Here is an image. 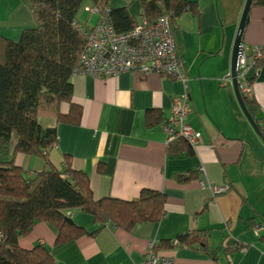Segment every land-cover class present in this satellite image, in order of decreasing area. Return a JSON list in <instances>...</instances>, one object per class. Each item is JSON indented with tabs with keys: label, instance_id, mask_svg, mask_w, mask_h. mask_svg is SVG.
I'll use <instances>...</instances> for the list:
<instances>
[{
	"label": "crops",
	"instance_id": "1",
	"mask_svg": "<svg viewBox=\"0 0 264 264\" xmlns=\"http://www.w3.org/2000/svg\"><path fill=\"white\" fill-rule=\"evenodd\" d=\"M112 1V8L126 6L136 20L142 16L140 0ZM188 1L196 3L198 13L184 11L173 24L185 80L129 71L105 77L72 73V97L82 108L79 123L39 118L42 125L57 127V142L46 151L50 161L60 167L67 156L87 173L96 198L130 199L143 187L157 189L165 193L164 215L127 230L97 222L78 207L66 208L75 223L97 231L58 242L56 227L39 220L18 238L21 246L43 243L52 264H147L149 239L158 243L195 229L208 231V251L175 244L160 250L173 254L174 264H264V140L244 114L231 77L232 47L246 0ZM80 19L87 25L88 18ZM34 24L27 0H0L1 34L18 40ZM242 44L248 59L256 47H264V6L251 5ZM251 75L249 96L259 104L256 122L264 137V62ZM183 92L189 97L186 121L202 141L195 148L186 141L188 148L168 152L162 122L173 98ZM32 155L14 158L28 176L48 166L42 156ZM188 171L194 174L176 178ZM220 185L227 188L215 191ZM234 243L241 248L226 253L224 246Z\"/></svg>",
	"mask_w": 264,
	"mask_h": 264
},
{
	"label": "trees",
	"instance_id": "2",
	"mask_svg": "<svg viewBox=\"0 0 264 264\" xmlns=\"http://www.w3.org/2000/svg\"><path fill=\"white\" fill-rule=\"evenodd\" d=\"M35 24L22 30L18 40L0 33V264H52L50 249L43 243L23 247L18 238L27 234L34 223L47 220L57 229L56 241L74 239L88 231L68 216L64 209L78 207L102 224L111 222L130 230L138 222L159 220L165 212L163 191L143 187L130 199L111 195L96 198L87 173L72 166L66 156L59 167L46 151L57 142V127L44 126L40 117L57 122L77 124L81 105L73 100L71 74L84 48L86 36L73 26L83 0H27ZM100 12L110 7L116 31H126L138 20L126 6L112 8L111 0H91ZM142 16L152 20L172 13L171 23L184 11L198 13L195 2L188 0H140ZM264 6V0H253L252 6ZM254 59L255 71L264 62ZM250 69V70H251ZM247 73L251 83L255 77ZM246 108L257 121L260 107L252 96L244 95ZM67 104V109L63 105ZM155 118L150 119L153 122ZM188 148L186 139L178 136L166 146L168 152ZM16 153L42 156L46 168L33 176L15 163ZM192 171L178 173L186 179ZM181 245L198 246L208 251V231L191 230L175 236ZM264 240V235L261 236ZM173 238L162 239L157 248L174 245ZM226 253L241 248L234 243L224 246Z\"/></svg>",
	"mask_w": 264,
	"mask_h": 264
},
{
	"label": "built area",
	"instance_id": "3",
	"mask_svg": "<svg viewBox=\"0 0 264 264\" xmlns=\"http://www.w3.org/2000/svg\"><path fill=\"white\" fill-rule=\"evenodd\" d=\"M89 15L97 13L98 19L93 26L83 25L78 19L73 26L84 32L86 42L79 56L73 73H89L105 77L124 71L148 75L174 76L185 80L183 60L177 50L174 28L171 23L172 13H165L152 20L141 16L133 28L116 31L110 15V7L102 12L96 7L85 6ZM243 46V45H242ZM262 57V50L256 47L252 59H248L244 49L239 52L236 62V77L242 94H251V84L247 73L253 66L254 59ZM189 112V97L183 92L173 98L170 115L162 122L167 142L180 136L193 147L201 143L202 135L192 127L186 117ZM225 185L216 186L215 191H223ZM172 243L181 245L174 237ZM147 264H174V256L157 248V240L147 241L144 252Z\"/></svg>",
	"mask_w": 264,
	"mask_h": 264
},
{
	"label": "water",
	"instance_id": "4",
	"mask_svg": "<svg viewBox=\"0 0 264 264\" xmlns=\"http://www.w3.org/2000/svg\"><path fill=\"white\" fill-rule=\"evenodd\" d=\"M252 1L253 0H246L245 6H244L243 11H242V15H241L238 27H237V31H236V35H235L233 47H232V53H231V77H232V84L234 87V91H235L237 100H238L244 114L246 115L249 122L254 127V129L256 130V132L258 134H260V136H262V138L264 140V137H263L262 132L259 128V125L257 124L256 120L252 117V115L250 114L248 109L246 108V105L244 103V98L240 92L238 80L236 77V62H237L239 52H241V50L243 48L242 36H243L245 26L247 25V23L249 21V12L251 9Z\"/></svg>",
	"mask_w": 264,
	"mask_h": 264
},
{
	"label": "rangeland",
	"instance_id": "5",
	"mask_svg": "<svg viewBox=\"0 0 264 264\" xmlns=\"http://www.w3.org/2000/svg\"><path fill=\"white\" fill-rule=\"evenodd\" d=\"M110 4L111 5L113 4V1L112 0H111ZM92 5L93 4H92V1L91 0H83L82 5H81V7H80V9L78 11V14H77L78 19L81 18L80 20L83 21V22H85L86 19L88 18L86 22H87V25H89V26H93L96 23V21L98 19V14L97 13H94V14H91V16H90L89 13L86 12V11H84L83 9H84L85 6H88V7L91 8ZM33 156L34 155H32V157Z\"/></svg>",
	"mask_w": 264,
	"mask_h": 264
}]
</instances>
